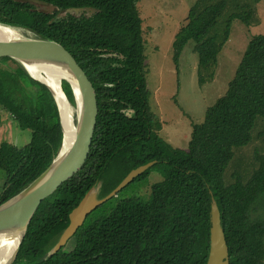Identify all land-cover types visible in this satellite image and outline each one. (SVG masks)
<instances>
[{
	"label": "trees",
	"instance_id": "1",
	"mask_svg": "<svg viewBox=\"0 0 264 264\" xmlns=\"http://www.w3.org/2000/svg\"><path fill=\"white\" fill-rule=\"evenodd\" d=\"M35 1L51 12L35 10L28 0H0V25L64 47L95 89L100 122L84 166L40 203L12 264H206L209 191L220 212L229 264H264V34L248 41L225 93L205 110L201 123L192 124L186 147L174 148L159 135L161 123L149 106L138 0ZM259 2L196 0L175 36L174 63L200 30L196 75L200 86L210 82L232 21L259 24ZM228 5L233 11L222 16ZM77 7L97 11L87 17L58 15ZM201 19L210 24L196 28ZM0 62L14 65H7L9 73L0 69V109L31 130L22 147L0 143L1 206L48 168L62 133L48 89L18 63ZM63 90L75 106L68 83ZM258 139L263 145L254 146L244 164L245 150ZM154 160L132 181L152 170L161 175L148 198H125L107 214L91 217L92 212L70 246L48 256L69 213L91 187L101 183V198L130 170Z\"/></svg>",
	"mask_w": 264,
	"mask_h": 264
},
{
	"label": "rangeland",
	"instance_id": "2",
	"mask_svg": "<svg viewBox=\"0 0 264 264\" xmlns=\"http://www.w3.org/2000/svg\"><path fill=\"white\" fill-rule=\"evenodd\" d=\"M195 1L138 0L137 3L144 38L149 106L161 123L159 135L174 148L186 147L192 124L201 123L205 110L225 93L248 41L253 36L264 34V0H260L257 5L260 23L247 26L239 20L232 21L230 38L218 55L213 79L200 86L196 75L198 57L194 51V46L203 37L200 30L194 31L192 38L184 46L177 65L173 59L175 36L180 27L186 24L188 11ZM232 11L233 8L228 5L222 16H227ZM202 22V19L198 20L195 27L199 28L202 24L206 27L210 24L207 20ZM16 33L24 39L34 38L29 31L17 30ZM7 65L13 64L0 62V69L9 73ZM0 115V143L7 142L17 147L27 144L31 130L15 120L7 109H0ZM262 142L258 139L253 146L245 150L244 164L248 163V156L254 146L259 147L263 145ZM161 178L156 171H150L146 178L131 182L116 196L98 206L91 217L107 214L122 199L148 198L152 185L161 181ZM4 180L5 175L0 170V191ZM70 244L71 239L66 243V248Z\"/></svg>",
	"mask_w": 264,
	"mask_h": 264
},
{
	"label": "water",
	"instance_id": "3",
	"mask_svg": "<svg viewBox=\"0 0 264 264\" xmlns=\"http://www.w3.org/2000/svg\"><path fill=\"white\" fill-rule=\"evenodd\" d=\"M28 1L38 3L35 0ZM66 11L78 15L77 11L71 9ZM0 27L6 28L3 25H0ZM0 60L18 63L33 80L48 89L57 107L62 133L60 148L48 168L23 191L0 206V248L8 242L15 245L14 252L6 263L12 264L24 239L29 221L40 203L49 198L84 166L91 144L99 131L100 110L96 92L90 80L74 57L60 44L46 39L0 36ZM59 70H63L67 77H62L58 81L57 98L50 86L44 81V76L53 79L54 77L49 76L56 75ZM37 75L42 76L39 77L42 79L37 78ZM63 82L69 84L75 106L70 104L63 90ZM78 103L80 104L82 118H79L77 113ZM64 110L71 113L72 122L76 125V131L78 130V132L75 133L72 146L68 147L64 157L60 160L59 154L66 144L65 127L63 125ZM155 163V160L150 161L130 170L112 191L101 198L98 197L101 183L91 187L78 205L69 213V224L48 252V256L54 255L64 247L78 228L83 225L88 215L98 206L116 196L125 186L150 169ZM209 194L210 230L206 264H229L228 246L221 224L220 212L210 191Z\"/></svg>",
	"mask_w": 264,
	"mask_h": 264
},
{
	"label": "bare ground",
	"instance_id": "4",
	"mask_svg": "<svg viewBox=\"0 0 264 264\" xmlns=\"http://www.w3.org/2000/svg\"><path fill=\"white\" fill-rule=\"evenodd\" d=\"M0 36L2 37H19L16 33V30H13L10 27L2 28L0 27ZM63 71V70H62ZM59 72L57 71L56 75H51L49 77H54L53 79H49L46 76H44V81L50 86L52 89L54 95L58 98V81L62 77H67L65 75V72L63 71ZM32 72V71H31ZM60 74V75H59ZM42 77L37 75V78ZM42 79V78H39ZM58 80V81H57ZM77 113L79 115V118H82V113H80V104L78 103L77 107ZM80 113V114H79ZM63 125L65 127V136H66V144L62 148V151L59 154V159L61 160L64 157V154L66 153V150L68 147L72 146V143L74 141L75 133L76 131V125L72 122V116L69 111L64 110L63 112ZM59 161V160H58ZM5 241V240H2ZM15 245H11V242H8L4 247L0 248V264H6L8 259L11 257L12 253L14 252Z\"/></svg>",
	"mask_w": 264,
	"mask_h": 264
},
{
	"label": "flooded vegetation",
	"instance_id": "5",
	"mask_svg": "<svg viewBox=\"0 0 264 264\" xmlns=\"http://www.w3.org/2000/svg\"><path fill=\"white\" fill-rule=\"evenodd\" d=\"M32 4H34L36 6L35 10H37V11L43 12L45 14H49L51 12V7L48 4H46V3H42V2L34 3L33 2ZM71 10L77 11V13H78L77 16L74 15L73 13H70V14L76 16V17H80V16H86L87 17L88 13H90L89 16H91L92 15V13H91L92 11H93V13L95 11H97V10H94L93 8H91V7H77L75 9H71ZM65 13H68V12L66 10H62L60 13H58V15L62 16Z\"/></svg>",
	"mask_w": 264,
	"mask_h": 264
}]
</instances>
